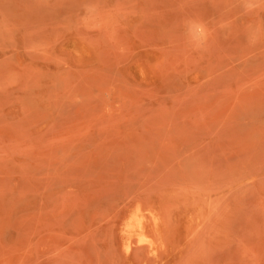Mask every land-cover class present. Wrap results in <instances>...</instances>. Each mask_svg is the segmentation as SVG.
I'll list each match as a JSON object with an SVG mask.
<instances>
[{
  "label": "rangeland",
  "instance_id": "374dc122",
  "mask_svg": "<svg viewBox=\"0 0 264 264\" xmlns=\"http://www.w3.org/2000/svg\"><path fill=\"white\" fill-rule=\"evenodd\" d=\"M0 264H264V0H0Z\"/></svg>",
  "mask_w": 264,
  "mask_h": 264
},
{
  "label": "bare ground",
  "instance_id": "6f19581e",
  "mask_svg": "<svg viewBox=\"0 0 264 264\" xmlns=\"http://www.w3.org/2000/svg\"><path fill=\"white\" fill-rule=\"evenodd\" d=\"M140 226V225H139ZM140 229V228H139Z\"/></svg>",
  "mask_w": 264,
  "mask_h": 264
}]
</instances>
